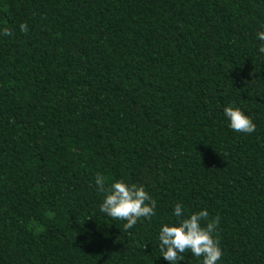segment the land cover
<instances>
[{
    "label": "trees",
    "instance_id": "1",
    "mask_svg": "<svg viewBox=\"0 0 264 264\" xmlns=\"http://www.w3.org/2000/svg\"><path fill=\"white\" fill-rule=\"evenodd\" d=\"M5 26L0 264H169L156 236L178 202L219 218L218 264H264V0H0ZM97 174L157 215L125 231Z\"/></svg>",
    "mask_w": 264,
    "mask_h": 264
},
{
    "label": "clouds",
    "instance_id": "2",
    "mask_svg": "<svg viewBox=\"0 0 264 264\" xmlns=\"http://www.w3.org/2000/svg\"><path fill=\"white\" fill-rule=\"evenodd\" d=\"M20 30L26 32L27 24H20ZM12 29L0 28V36H11ZM256 38L260 42L257 46V54L264 59V28L258 30ZM223 116L227 126L234 132L252 134L256 125L252 118L236 106H225ZM106 178L97 174L95 186L99 192H103V200L100 212L112 220L126 221L123 225L125 231L132 229L139 221L150 220L157 215V201L145 190L143 185L130 183L124 179L113 180L107 184ZM182 203L173 205L172 217L179 218L173 223L162 222L156 239L160 255L169 264H179L185 259L184 254L190 253L202 264H218L223 256L219 246V240L213 235L218 226L219 218H210L206 208L186 215Z\"/></svg>",
    "mask_w": 264,
    "mask_h": 264
}]
</instances>
